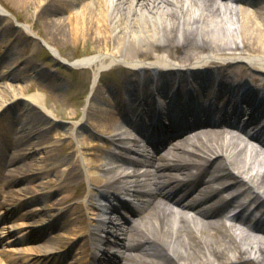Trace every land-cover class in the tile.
Listing matches in <instances>:
<instances>
[{
  "label": "bare ground",
  "instance_id": "bare-ground-1",
  "mask_svg": "<svg viewBox=\"0 0 264 264\" xmlns=\"http://www.w3.org/2000/svg\"><path fill=\"white\" fill-rule=\"evenodd\" d=\"M9 1L23 9L34 7L44 16L49 6L61 4L68 16L46 25L58 42L74 45L96 40L107 48L113 45L115 50L75 63L93 69L94 85L103 69L117 63L130 65L144 80L121 95L115 117L104 108L94 110L87 105L86 117H100L97 131L116 150L97 159L83 157V147L73 150L82 158L88 188L72 207L71 218L60 223L61 232L49 245L37 247L19 246L26 236L21 231L30 226L24 217L3 224L0 264H60L66 248L83 234L90 237L79 252L83 255L69 264H264V225L251 219L255 211L260 218L264 216L263 138L246 129L225 128L224 123L198 121L180 133L170 131L172 136L164 142L148 141L150 148L132 135L139 128L124 120L128 119L125 112L137 119L140 109L154 116L158 98L165 105L175 91L180 96V90H188L191 96V87L196 92L202 87L218 92L227 87L226 98L237 93L238 97L264 99V81L224 82L213 77V72L227 66L222 63L236 60H249L255 71L264 73V6L253 0H234L232 5L243 14L240 20L224 14L221 7L214 8L212 0ZM74 4L78 5L75 9ZM0 16H11L1 4ZM19 29L34 34L30 25ZM4 43L0 42V57L5 53ZM242 43L253 47L254 54L247 53ZM193 44L202 52L187 60L180 62L168 53L173 46ZM215 60L222 63L214 66ZM147 75L153 77L149 86ZM12 88L4 85L0 95ZM9 99L0 97V111L7 103L22 100L16 94ZM22 102L28 110L37 106L52 114L40 94ZM41 130H33V138ZM40 146L37 141L36 149ZM8 209L1 208L0 221Z\"/></svg>",
  "mask_w": 264,
  "mask_h": 264
},
{
  "label": "rangeland",
  "instance_id": "rangeland-1",
  "mask_svg": "<svg viewBox=\"0 0 264 264\" xmlns=\"http://www.w3.org/2000/svg\"><path fill=\"white\" fill-rule=\"evenodd\" d=\"M253 1L264 6V0ZM0 4L11 14L0 16V42H5V53L0 63V89L6 84L13 87L9 91H1L0 97L11 100L16 94L22 98L19 104L7 103L0 111V203H6V207L7 204L21 203L12 221L24 217L23 220L30 224L21 233L30 230L43 235L46 231L47 235L41 242L29 244L31 247L46 246L53 236L60 234L59 222L71 218L72 207L87 193L85 166L80 153L72 154V151L83 147V157L97 159L103 157L106 151L116 150L107 140L108 137L97 131L100 117L91 114L86 117L85 108L90 103L88 107L94 110L104 108L111 117H115L118 99L125 90L139 86V81L144 78L133 71L130 65L117 63L103 69L98 84L94 86L93 69L78 67L75 63L106 53L109 49L115 50L113 45L107 48L96 40L74 45L56 41L46 25L51 19L68 16L69 11L59 3L49 6V14L45 16L41 11L36 12L34 7L23 9L9 0H0ZM212 4L214 8L219 7L214 0ZM77 6L74 4L71 7L75 9ZM222 12L230 16L223 8ZM234 17L242 20L243 14L238 13ZM23 24L32 26L34 34L21 31L19 26ZM243 47L247 53L254 54L253 47L246 43ZM199 52L202 49L193 44L185 48L173 46L168 53L181 62ZM220 63L218 60L212 61L214 66ZM222 64L227 66H223L219 72H213V77L218 80H245L254 84L264 81V73L255 71L249 60ZM4 70L10 77L3 75ZM146 78H149V86L153 77L147 75ZM134 79L136 82H133ZM172 79L179 80L178 77ZM33 94L42 96L46 109L52 114H47L37 106L26 109L22 101H27ZM23 120L27 122L26 126L19 124ZM38 128L43 130L33 138V130ZM37 141L41 143L38 150L35 147ZM133 157L139 158L136 155ZM38 165H43V168ZM73 166L76 168L70 174ZM55 217L53 228H41V225ZM78 222L80 219L75 220L77 227L80 225ZM87 236L83 234L76 237L66 261L79 260L83 255L79 252L88 240ZM2 250L4 247L0 246Z\"/></svg>",
  "mask_w": 264,
  "mask_h": 264
}]
</instances>
